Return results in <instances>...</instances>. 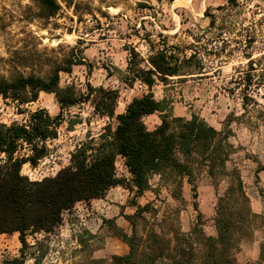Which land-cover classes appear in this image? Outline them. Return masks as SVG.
<instances>
[{
    "label": "rangeland",
    "instance_id": "obj_1",
    "mask_svg": "<svg viewBox=\"0 0 264 264\" xmlns=\"http://www.w3.org/2000/svg\"><path fill=\"white\" fill-rule=\"evenodd\" d=\"M59 2V14L42 20L35 0H0V78L45 75L49 65L66 58L71 49L84 62L70 73H61L58 82L59 90L76 96L74 106L62 109L54 94L44 92L26 105L0 96V124H25L29 112L36 110L62 118L57 139L47 143L48 156L35 168L26 164L22 174L41 181L70 167L80 142H98L107 127H115L114 118L94 113L102 92L119 91L116 115L124 114L134 98L149 92L139 82L133 88L125 83L129 49L135 48L147 60L150 46L167 47L188 61L179 77L153 86L155 97L164 101L165 113L150 120L143 117L142 123L154 131L163 116L188 120L198 115L225 143L228 136L232 151L224 171L227 168L241 177L252 214L250 233L238 244L235 264H264V196L260 192L264 171L256 179L258 168H264V0H71V6ZM245 89L256 103L245 106ZM27 153L24 147L19 155ZM218 172L196 174L195 184L154 173L143 196L122 186L113 188L103 199L76 204L53 233L28 234V247L20 243L19 234L0 236V264L22 256L25 264H93L125 255L137 205L150 207L137 221L139 235L145 238L156 230L170 243L173 256L185 246L194 253L193 264H198L206 248L197 241L196 231L217 237L219 200L236 186L231 174ZM116 173L130 179L122 158L117 159Z\"/></svg>",
    "mask_w": 264,
    "mask_h": 264
},
{
    "label": "trees",
    "instance_id": "obj_2",
    "mask_svg": "<svg viewBox=\"0 0 264 264\" xmlns=\"http://www.w3.org/2000/svg\"><path fill=\"white\" fill-rule=\"evenodd\" d=\"M68 6L71 0H62ZM171 1V0H168ZM37 17L49 20L61 11L59 0H35ZM148 38V37H147ZM147 60L135 48L129 49V68L126 85L133 88L139 82L149 92L134 98L126 112L116 115L119 91L107 90L94 106V113L101 117L114 118L115 127L106 128L98 142L94 139L80 142L72 156V165L60 170L56 176L41 181H31L22 174L26 164L35 168L49 154L48 142L58 137L60 116L51 117L46 110L29 112L25 124L10 126L0 124V236L19 234L20 243L28 247V234H51L63 222L65 213L78 203H89L103 199L113 188L122 186L130 192L143 196L150 190V175L187 178L195 184V175L206 171L208 175L229 176L224 171L229 162L232 145L212 126L198 115L191 119L163 116L161 124L154 130L145 129L142 118L165 113L164 101L158 100L151 89L157 81L167 82L179 77L184 62L167 47L150 46ZM146 63L145 67H142ZM84 65L83 58L71 49L61 61L49 65L45 75L31 73L0 78V96L4 100L26 105L37 101L40 93L54 94L61 108L78 103L69 90H59L61 73H70L74 66ZM253 62H250L253 71ZM250 82L251 79L248 78ZM243 102L256 103L253 94L245 89ZM249 113V112H248ZM28 148V153L19 155ZM226 151V154H225ZM118 158L124 160L130 179L120 178L116 173ZM264 168H258L256 179ZM236 186L228 188L226 197L219 200L215 218L217 237L206 236L197 230V241L206 248L198 264H235L238 244L250 233L252 214L249 199L238 173L231 174ZM196 197V191L193 187ZM264 196V190H260ZM132 217L133 236L128 241L129 251L125 255H113L108 261L93 264H193L194 253L180 246L176 256L170 252V243L156 230L147 232L145 238L138 234L137 221L150 209L149 205L136 206ZM197 210V204H194ZM200 219V214H198ZM264 243L261 245L263 258ZM190 253V254H189ZM7 264H25V259H14Z\"/></svg>",
    "mask_w": 264,
    "mask_h": 264
},
{
    "label": "crops",
    "instance_id": "obj_3",
    "mask_svg": "<svg viewBox=\"0 0 264 264\" xmlns=\"http://www.w3.org/2000/svg\"><path fill=\"white\" fill-rule=\"evenodd\" d=\"M154 115H151V116H146V118H148L150 120V118H152ZM209 236L211 237H216V234L215 233H210Z\"/></svg>",
    "mask_w": 264,
    "mask_h": 264
}]
</instances>
